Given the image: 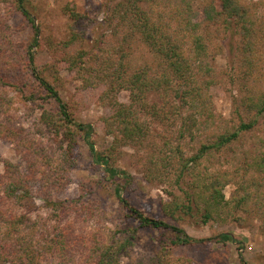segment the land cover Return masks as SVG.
I'll return each instance as SVG.
<instances>
[{
    "label": "trees",
    "instance_id": "16d2710c",
    "mask_svg": "<svg viewBox=\"0 0 264 264\" xmlns=\"http://www.w3.org/2000/svg\"><path fill=\"white\" fill-rule=\"evenodd\" d=\"M196 1L103 0L110 35L104 34L94 48L86 49L84 34L75 29L65 41H47L50 52L60 54V62L76 73L84 89L103 88L101 101L112 114L102 121L113 143L106 151H99L93 140V125L74 119L58 87L35 65L33 48L40 45V31L27 8L29 0H0V4L22 12L35 31L32 44L25 49L19 44L15 51L8 20L0 17V88L25 94L30 79L35 78L46 92L43 100L51 104L50 108L42 107V124L69 158L64 161L36 152L28 161L27 172L22 173L0 157L5 167L0 177V264H120L130 256L136 228L103 227L76 234V222L70 219L72 214H80L79 199L46 198L62 213L56 215L59 223L53 226L40 225L30 216L35 206L31 183L41 180L43 188L64 189L67 172L78 166L73 153L79 139L89 147L93 162L103 166L108 179L115 183V196L126 216L138 221L140 228L168 231L174 235L170 241L175 247L227 244L236 242V237L232 232H222L196 239L184 228L134 205L124 195L133 182L132 175L115 165L119 147L134 148L149 181L169 182L178 191H171L172 200L161 203L169 218L207 226L227 224L229 218L239 220L238 214L244 213L260 219L264 227V138L242 161L231 158L228 151L264 116V74H257L254 68L264 39V21L260 22L243 0H219L221 8L211 0L200 18ZM68 8L74 19L81 17ZM222 24L238 32L241 54L248 63L247 76L255 77L261 88H252L241 100L248 121L242 120L234 131L210 134L211 127L220 128L212 89L221 74L212 65L215 53L211 35L214 27ZM123 91L129 92V103L119 101ZM36 96L35 92L25 95L33 102ZM200 136L206 141L200 143L197 153L187 155L185 141ZM218 162L220 167L211 169L210 165ZM226 162L228 169L222 166ZM231 184L235 190L227 199L224 190ZM7 202L27 211L17 212L6 207ZM240 261L248 264L242 254Z\"/></svg>",
    "mask_w": 264,
    "mask_h": 264
},
{
    "label": "rangeland",
    "instance_id": "374dc122",
    "mask_svg": "<svg viewBox=\"0 0 264 264\" xmlns=\"http://www.w3.org/2000/svg\"><path fill=\"white\" fill-rule=\"evenodd\" d=\"M210 1H196L195 8L200 18L203 16L204 7ZM243 2L252 7L260 22L264 21V0ZM102 4L103 0H29L27 8L40 31V45L33 48L35 65L58 87L74 119L93 125L96 148L106 151L112 145L113 137L106 133L102 120L112 114V109L101 101L103 88L84 89L76 73L69 69L66 63L60 62V54L57 56L50 52L47 42L49 39L54 42L65 41L75 29L84 34L86 49L94 48L104 34L110 35L104 21L106 14ZM215 4L221 8L219 0H215ZM68 6L75 9L81 17L74 19ZM0 17L8 20L12 39L16 44L15 51L19 50V44L22 49L32 44L35 31L22 12L13 10L9 5L0 4ZM234 30L233 27L230 29L223 24L220 27L217 25L211 35L215 53L212 65L221 71V74L218 84L212 89L220 128L211 127L208 131L210 134L215 130L234 131L242 120L248 121L249 115L242 111L244 108L241 106V100L250 94L252 88H261L256 83L257 80H254L255 77L247 76L248 63L241 54V37ZM260 47L254 60V68L257 74H264V39ZM30 81V87L26 89L25 94L10 87L0 88V157L4 162H12L22 173L27 172L28 161L36 152L43 155L48 153L64 161L69 159L65 157L60 145L54 143L55 138L42 124V107H51L50 102L43 100L46 92L41 90L35 78ZM31 92L36 93V102L25 97ZM118 99L122 103H129V92H121ZM159 130L163 132L162 129ZM262 138L264 116L252 131L242 134L241 138L232 144L228 149L229 156L242 161L248 151L253 153ZM202 141H206L205 136L186 140L185 153L189 156L197 153ZM73 155L78 166L70 168L67 172V186L64 189L51 191L49 188H43L41 180L31 183L35 206L34 213L30 216L40 225L53 226L59 223L56 215L62 213L50 202L52 199H79L76 204L80 214H72L70 219L76 222L77 235L103 227L138 229L130 256L124 257L120 264H241L240 254L248 264H264V227L260 219L239 213V220L229 218L227 224L210 223L203 226L196 221L169 218L163 213L161 203L172 200L171 191L179 194L178 191L169 182L149 181L144 173V162L138 161L134 148L119 147L115 154V165L132 175L133 182L124 191V195L134 205L150 216L163 218L184 228L196 239L208 238L222 232H232L236 237V242L227 244L208 243L175 247L170 241L174 235L168 231L140 228L138 221L126 216L124 208L115 196V183L108 179L103 166L93 162L89 147L82 139H79ZM210 166L211 169L220 167L219 162ZM222 166L225 169L230 168L227 162ZM4 172V163L0 162V177ZM234 190L235 186L232 184L225 188L227 199ZM46 198L51 200L47 202ZM17 205L11 202L5 204L20 213L27 211Z\"/></svg>",
    "mask_w": 264,
    "mask_h": 264
}]
</instances>
